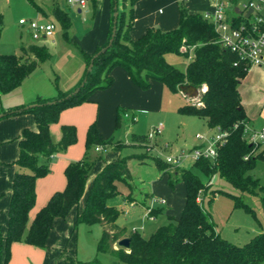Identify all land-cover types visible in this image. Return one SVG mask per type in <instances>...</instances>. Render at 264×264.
I'll use <instances>...</instances> for the list:
<instances>
[{"label": "trees", "instance_id": "16d2710c", "mask_svg": "<svg viewBox=\"0 0 264 264\" xmlns=\"http://www.w3.org/2000/svg\"><path fill=\"white\" fill-rule=\"evenodd\" d=\"M58 1L53 0L50 14L60 25L63 40L74 46L80 55L84 73L79 84L71 91L62 92L57 88L55 97H38L28 105L0 111V120L31 114L36 126L35 131H21L18 156L10 163L16 167V171L11 180L6 232L4 235L0 233V264H7L13 243L44 248L53 221L64 219L78 205L94 165L102 159L103 153L120 152L125 147L120 142L103 140L95 124L90 125L85 137L84 158L68 164L64 169V190L54 193L33 220L28 222L29 212L35 202L36 180L48 175V164L55 154L76 143L74 126H61V136L56 143L51 140L50 126L58 122L62 111L86 103L94 92L109 88L113 82L111 72L117 67L123 69L130 81L142 91L148 90L152 81L161 83L174 95L183 86L196 90L205 86L206 91L199 97L200 105L181 106L178 113L202 119L208 131H226L228 137L217 150L213 161L200 159L193 162L191 167L205 178V182L217 176L240 193L259 197L264 208V182L261 184L253 176L258 163H264V149L257 152L260 148L243 138V123L247 122V118L241 105L238 85L247 71L232 66L235 58L217 43L212 24L203 19L201 14H190L180 5L177 28L170 31L149 28L141 37L132 40L133 8L140 0H109L106 41L89 55L70 42L71 18ZM87 2L94 11L96 0ZM114 13L117 17L112 36ZM1 29L0 17V32ZM20 50L19 56L0 54V98L20 87L39 64L51 57L46 47L36 44L21 47ZM190 51L193 56L184 71L166 61V55L187 57ZM90 65L91 70L87 72ZM77 88L78 92L73 94ZM125 112V109H118L115 129L120 128ZM130 139L140 149L147 148V144H142L145 136L132 134ZM95 148H101V151L89 157ZM246 156L247 160L244 159ZM146 159L152 162L161 177H167V185L171 189L180 183L184 185L185 203L177 219L169 218L165 225L144 238L138 231L128 232L125 228H119L115 224L119 211L109 206L107 201L120 194L117 184L123 183L130 192L126 199L132 202L128 162L135 160L143 165ZM205 182L189 169L172 168L161 159L144 152L120 156L106 163L93 177L83 207L76 216V225H101L103 230L97 241L96 252L109 253L121 264H264V232L256 234L241 246L223 238L200 204L209 189V184ZM217 194L232 198L234 208L252 212L240 196L219 189L211 191L209 204ZM159 213L152 209L148 210L147 216L155 217ZM122 238H129V248L113 249L112 245ZM87 264L100 263L94 260Z\"/></svg>", "mask_w": 264, "mask_h": 264}, {"label": "crops", "instance_id": "0c3cea01", "mask_svg": "<svg viewBox=\"0 0 264 264\" xmlns=\"http://www.w3.org/2000/svg\"><path fill=\"white\" fill-rule=\"evenodd\" d=\"M180 5H183L190 14L202 15L214 10L215 0H140L133 8V29L130 32V38L132 40L138 39L149 28H157L161 31H170L177 28L179 24ZM74 8L77 9L79 14L82 13V10L79 8ZM109 16V0H96L95 10L89 15V19H91L90 23L86 20L87 24L82 26L80 35L78 36L77 34L76 38L75 36H73V38L70 36V42L82 52L91 55L97 46L104 44L106 41L109 29ZM28 45L30 44H26L24 47ZM76 55L80 58V62L75 66H71V63L75 60L74 58H70V60L66 61L62 66L60 71H58L61 74L60 78H62L64 82L67 81V83H64V86H67L66 89L62 88L64 90H62L63 92L73 90L79 84L83 76L84 63L77 51ZM184 69L181 71H184ZM61 70H64V72ZM35 71L24 79L20 87L15 91L6 94L12 95L11 98L13 100V102L7 106L28 105L33 102V98L37 96L43 98L54 97V95L47 93L46 95L34 93L30 97L26 96L21 99H14L15 93L22 89L23 85L32 79L31 77ZM253 71L252 69L247 71L244 79L239 82L238 91L241 105L247 118L246 123L252 129H255L254 121L260 117L261 113L258 112L256 114V112L246 109L240 94L243 81L250 79L252 84L261 88L264 97V73H260L259 75L261 76H257L255 80ZM111 77L113 82L109 88L94 92L86 103L62 111L59 115L58 122L50 126V137L54 143L58 142L60 139L61 126H74L76 129V143L69 146L65 151L55 154L48 164V175L36 180L35 202L28 215L29 223L33 220L36 213L47 204L54 193L64 190L66 186L64 169L66 166L84 158L86 153L85 137L90 125L95 124L103 140H113L131 146L132 144H136L131 141V135H141L137 133L139 131V124L146 121L147 118H149L147 116L155 113L160 114L162 112L163 106L165 105L164 103L167 101L168 93L170 92L166 90L161 83L152 81L150 83V88L146 91H142L130 81L126 72L118 67L112 70ZM62 79L61 81H63ZM175 95L180 97L179 94ZM184 103L186 105L185 101ZM178 108L176 109L177 112ZM118 109H125L130 114L135 115L138 119L136 124L134 123L132 126L122 118L120 128L115 129ZM262 109H264V105ZM24 129L36 130L34 118L31 114H22L0 120V233L2 235L5 234L7 228V211L11 196V180L16 171V167L10 165V163L16 160L18 156V137ZM164 131L165 125L163 124L162 134ZM203 136H209V133L205 132ZM164 143L169 145L171 152L183 151L179 144H173L168 141ZM97 153L98 152L95 150H92L89 153V157H93ZM107 153L108 154L104 156L105 160L94 165L78 205L73 207L64 219L58 218L53 221L52 229L47 236L45 247L38 248L23 243H13L9 250V260L7 264H70L69 261L71 258L69 256L72 251L70 248L74 246L72 241L73 235L75 233L77 234L79 231V225H76V216L83 207L85 197L91 187L92 179L106 163L113 162L121 156V151H109ZM209 185H211V183ZM155 195L162 198L164 204L166 203L168 206L164 211V216L168 219H177L180 216L185 203V187L182 183L171 189L167 185V177L159 176L157 180L150 183L146 193V196L149 198ZM220 196L219 194L215 195L214 200ZM127 201L131 204L136 202L135 200L132 202L129 200ZM148 218L154 219L155 217ZM133 230L137 231L136 229ZM261 232H264V230H256V234Z\"/></svg>", "mask_w": 264, "mask_h": 264}, {"label": "rangeland", "instance_id": "374dc122", "mask_svg": "<svg viewBox=\"0 0 264 264\" xmlns=\"http://www.w3.org/2000/svg\"><path fill=\"white\" fill-rule=\"evenodd\" d=\"M53 3V0H0L2 27L0 32V54L20 55L21 47H24L26 44H36L46 47L51 55L49 60L38 65L36 68L37 70L31 77L32 79L23 85L22 89L15 93L14 99H21L26 96L30 97L34 93H40L39 95H46L47 93L55 97L57 95V88L62 91V88L66 89L67 87L64 86V83H67V81L64 82V80L60 78L61 74L58 71H60L62 66L66 61L70 60V58H74L75 60L71 63V66H75L80 62V58L76 55L75 47L70 46V44L63 40L60 25L50 14ZM58 3L61 8L68 11L72 25L69 34L71 38H73V36L76 38V35L78 34L79 36L82 32V26L87 24L86 20L88 23L91 21L89 15L93 10L90 3L87 2L86 8L83 9L80 14L77 12L76 8L68 7L65 0H60ZM229 15L231 14L229 13ZM19 20L52 23L55 26L54 35L47 40L42 39L34 41L31 39L26 28L18 24ZM69 40L71 41V39ZM192 56L193 52L190 51L187 57L169 54L166 55L165 58L168 63L179 70H183ZM251 69L254 70L253 74L255 80L257 76H261L259 75L260 73H264L262 69L256 67H252L249 70ZM61 71L64 72V70ZM61 79L63 81H61ZM240 94L246 109L254 111L256 114L258 112L261 113L260 117L254 121V128L258 130L264 127V109H262L264 97L261 88L252 84L250 79H246L243 81ZM11 96L12 95L1 96L0 111L12 108V106H7L13 102ZM36 98H38V96ZM36 98H33V101H35ZM164 104L162 112L160 114L155 113L147 116L149 118L139 124V131L137 132L146 136L153 125L162 122L165 125V131L153 142L158 150H161L165 141H168L173 144H179L183 151H187L201 143L196 138L197 135H203L205 132H208L209 137H212L213 132L208 131L206 123L202 119L192 116H183L176 111L179 106L185 105L181 97L168 93V99ZM124 120L130 125H134V123H131L129 120ZM142 144L151 143L145 139ZM137 146L139 145L136 144L134 147H130L125 144L120 155L126 156L141 152H144L148 156L152 155L147 148L140 149ZM260 151L261 149L257 152ZM163 152L168 153L169 151L165 150ZM106 154H108L107 151L103 153L102 159L97 161V163L105 160L104 156ZM191 166V161H184L180 168L189 169L191 173L198 175L200 179L205 182V178L201 177L198 171ZM128 168L131 175V196L136 202L131 204L127 201L126 197L128 193H130L129 189L125 184L118 183L117 190L120 194L108 200L107 204L115 206L119 211V215L115 222L118 226L125 227L127 230L136 229L144 238H147L157 228L168 222V218L164 216V211L168 206L166 203H159V201L163 199L156 195L152 198L146 196L150 183L158 179L160 172L149 159H146L143 165L135 160H131L128 162ZM253 176L258 178L261 184L264 182V163H258L256 169L253 171ZM210 183L211 185H209V189L203 200L200 201V204L208 214L210 220L217 226L223 238L234 245L241 246L256 235L257 229L264 230V208L259 197L242 194L217 176H213L209 181L205 182L207 185ZM218 189L233 194L234 196H240L241 200L248 205L252 212L249 213L244 209L234 208V200L224 195H221L209 204L208 197L211 191ZM133 199L132 201H134ZM152 209L160 212L154 219L147 217L148 210ZM102 230L103 227L101 225H79L78 233H75L76 236L75 234L73 235L72 241L74 246L70 248V250L72 249L69 256L71 258L69 261L70 264H75V262L87 264L94 260L100 264H121L109 253L98 254L96 252L97 241L101 236ZM114 247L115 250L118 249L116 243L112 245L113 249Z\"/></svg>", "mask_w": 264, "mask_h": 264}, {"label": "built area", "instance_id": "2783aa9c", "mask_svg": "<svg viewBox=\"0 0 264 264\" xmlns=\"http://www.w3.org/2000/svg\"><path fill=\"white\" fill-rule=\"evenodd\" d=\"M68 7H77L80 10L86 8L87 0H65ZM229 13L231 15H229ZM203 19L210 22L217 34V43L226 51L233 54L235 68L248 71L252 67L264 71V0H215V8L209 13L202 14ZM18 24L26 28L32 40H42L52 38L55 26L52 23L37 21L19 20ZM185 51V48H182ZM182 88V87H181ZM178 90L180 97L186 105L199 106V97L206 91L202 86L196 90V95ZM122 118L131 123L137 122V117L125 112ZM243 138L253 146L264 149V127L258 130L252 129L247 123H243ZM163 124L158 123L146 134L148 151L170 167H179L184 161L192 163L200 159L213 161L217 156V150L226 142L228 132L216 129L212 135H197L201 142L199 145L187 151L171 152L168 144L164 143L161 150H158L154 143L156 138L162 134ZM168 150V153L163 151ZM96 152L101 148H95ZM245 160L248 156L244 157ZM159 203L164 204L163 200Z\"/></svg>", "mask_w": 264, "mask_h": 264}, {"label": "water", "instance_id": "95a60500", "mask_svg": "<svg viewBox=\"0 0 264 264\" xmlns=\"http://www.w3.org/2000/svg\"><path fill=\"white\" fill-rule=\"evenodd\" d=\"M116 8V7H115ZM116 17H117V14L114 13V22H113V32H112V36H114V33H115V25H116ZM111 43V41H110ZM91 70V65L87 68V72H89ZM79 90V88H77L73 94L77 93ZM182 91H185V92H188L189 94L191 95H196V89L192 88V87H189V86H183L181 88ZM129 243H130V240L129 238H122L120 239L116 245L118 247H121L123 249H128L129 248Z\"/></svg>", "mask_w": 264, "mask_h": 264}]
</instances>
